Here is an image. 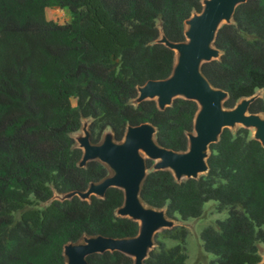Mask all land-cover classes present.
<instances>
[{
	"label": "trees",
	"instance_id": "16d2710c",
	"mask_svg": "<svg viewBox=\"0 0 264 264\" xmlns=\"http://www.w3.org/2000/svg\"><path fill=\"white\" fill-rule=\"evenodd\" d=\"M203 0H0V264H65L63 247L83 237L134 238L138 223L118 217L123 193L102 198L54 193L84 192L107 177L98 161L80 167L82 151L72 134L90 119L89 141L109 129L116 142L127 127L150 124L165 149L185 152L198 110L176 98L159 110L153 100L134 104L138 87L167 79L172 50L157 42L185 41L184 22L202 11ZM69 20H47L46 9ZM217 60L201 73L227 95L223 106L262 91L249 104L264 114V0H246L232 22L219 27ZM207 173L176 181L167 170L146 174L142 202L167 218L197 219L208 201L226 212L199 234L210 264H258L264 244V148L250 131L223 129L209 145ZM146 166L151 167L147 161ZM45 204V206H41ZM178 243H159L143 264H185L184 227L164 230ZM88 264H133L118 251L93 254Z\"/></svg>",
	"mask_w": 264,
	"mask_h": 264
},
{
	"label": "water",
	"instance_id": "95a60500",
	"mask_svg": "<svg viewBox=\"0 0 264 264\" xmlns=\"http://www.w3.org/2000/svg\"><path fill=\"white\" fill-rule=\"evenodd\" d=\"M245 1L203 0L202 11L199 14H192L184 22L187 27L186 31L184 30L186 41L172 43L163 35L159 41L173 53L175 51L178 53L171 75L165 80L148 81L138 87L140 97L134 99V104L143 100H153L157 108L163 110L176 98L195 102L198 110L193 120L194 134H187L188 147L185 152H174L160 147L155 141V129L150 124L127 127L120 143H112L106 139L100 145L86 144L83 147V159H80L81 162L78 164L80 167L89 161H98L112 171L111 176L88 186L89 190L96 194L92 196L102 198L109 188L121 190L123 203L116 210L119 216L116 215V211L115 215L137 222L139 228L134 238L111 239L95 236L83 237L81 242L75 244L68 243L63 247L65 264H88L86 261L88 256L114 251L130 257L133 264H143L155 232L164 227L166 222L159 209L144 204L139 197L140 187L146 176V165L140 152L148 160L157 162L153 171L167 170L176 181H181L182 178L197 179L207 173L209 145L218 140L223 129L231 130L235 125L245 129L252 128L254 129L252 138L264 148V117L261 116L264 114L248 112L249 104L256 97L248 101L247 98H243L232 109H226L223 106L226 93L212 87L201 73L203 63L217 60L214 58L218 53L220 56V51L214 46L215 35L220 25L230 24L235 8ZM87 138L90 143L89 132ZM77 193L79 192H70L71 197L77 196Z\"/></svg>",
	"mask_w": 264,
	"mask_h": 264
},
{
	"label": "rangeland",
	"instance_id": "374dc122",
	"mask_svg": "<svg viewBox=\"0 0 264 264\" xmlns=\"http://www.w3.org/2000/svg\"><path fill=\"white\" fill-rule=\"evenodd\" d=\"M45 16H46L47 20H51L54 22H64V21L69 20L68 12H66L65 10L62 11V10L54 9V8L53 9H46ZM222 25H224V23H222L220 26H222ZM186 29H187V27H186V25H184V30L186 31ZM161 39H162V35L160 34L157 41L159 42V41H161ZM185 41H186V38H185ZM218 56H219V53L214 59H218ZM261 93H262V91L256 92V94L253 95V97L247 98L246 101H248L254 97L260 96ZM139 97H140V92H139V88H138L137 96L135 99H138ZM240 101H238V103H240ZM261 116L264 117V115H261ZM89 123H90V119H82L79 130L72 134V137H73L74 142H75V146L80 148L82 151L81 160L83 159V153H84L83 147L86 144L92 145V143L88 142V138H87V135L89 132V130H88ZM239 128H241L240 125H235L233 128H231V130L235 131ZM248 130L250 131L251 137H254V129L248 128ZM193 134H194V132L192 131L189 135H193ZM106 139H109L110 142H112V143L116 142L112 138V134H111L110 130L106 129L102 133L101 139H100L99 143H97V145H100ZM141 156L145 161V165H146L147 161H149L151 163L150 168H148L146 166L145 174L156 169V165H157L156 161L148 160L145 155H141ZM81 160H80V162H81ZM105 167L107 168V171H108L107 177L111 176L112 171L107 166H105ZM180 180L181 181L185 180V178H182ZM71 195L72 194H70V193H66V194L54 193L52 199L63 200V199L71 197ZM76 195L81 199L88 200V198L90 196L96 195V194L94 192L90 191L89 188H87L84 192H79ZM41 206H45V204H42ZM215 206H216V202L208 201L203 206V214L201 215V217H199L197 219H187V220H181L178 216H175L174 219L167 218L166 215L164 214L165 213L164 210L159 209V211L163 213L164 221L166 222V225L164 227L159 228L155 232V234L151 240V244L148 247L147 251H150L153 249L156 250L157 247L159 246V243L163 244L165 248L173 247L178 242L167 238V236H165L163 231L167 230V229H171L172 227H176V226L184 227L188 232L186 240H185V253L187 256L185 264H210V261L213 259V257L210 254H208L202 250L199 234L203 228H205L207 226L215 227V222L217 220H223L226 217V212H221V213L216 212L214 209ZM116 215L119 216L118 211H116ZM79 242H81V239ZM259 249H260L261 261L258 264H264V244H260Z\"/></svg>",
	"mask_w": 264,
	"mask_h": 264
},
{
	"label": "bare ground",
	"instance_id": "6f19581e",
	"mask_svg": "<svg viewBox=\"0 0 264 264\" xmlns=\"http://www.w3.org/2000/svg\"><path fill=\"white\" fill-rule=\"evenodd\" d=\"M174 54H175V55H174V59H176L177 54H178L177 51H175ZM155 99H156V98H155ZM262 118H263V117H262ZM262 118H261V119H262ZM140 154H141V155H144L142 152H140ZM140 223H141V221H139V224H140Z\"/></svg>",
	"mask_w": 264,
	"mask_h": 264
}]
</instances>
